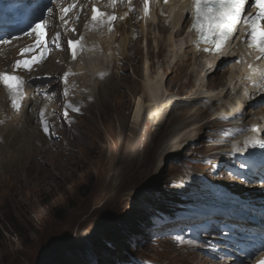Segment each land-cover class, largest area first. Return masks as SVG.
<instances>
[{
	"label": "rangeland",
	"instance_id": "374dc122",
	"mask_svg": "<svg viewBox=\"0 0 264 264\" xmlns=\"http://www.w3.org/2000/svg\"><path fill=\"white\" fill-rule=\"evenodd\" d=\"M140 3L141 0H136L133 6L128 4L129 7L138 9ZM103 7L110 10L113 5L106 3ZM166 8H158V13L163 18L152 25L148 39L147 34L138 30L141 29L142 22L137 24L135 21L141 19L139 16H132L125 24L115 22L116 27L120 28L116 47L122 43L125 29L137 46L136 53L129 69L123 70L124 77L118 78L121 86L117 89V94L114 92L103 95L105 90L100 85L96 93L94 90L93 100H97L101 106L99 110L98 105L93 112H88L84 104L66 103L77 98L65 94V86L61 83L62 71H56L63 68L64 59L66 66H69L68 58L64 54V51H68L65 46L66 39L75 40L83 33V28L78 26L88 18V14L76 19V24L72 23L67 31H62L60 39L63 54L53 59L59 55V50L54 49L48 64L45 62L36 69L37 72L34 71V74L41 75L51 71L52 65H57L52 70L54 75H48L49 78L46 77V82L40 86L43 88H38L51 93L48 96L43 94L47 97L41 98L40 104L54 99V95H59L62 99L57 104L64 112L57 117H54V113L48 115L51 121V138H36L35 145L55 143L60 134L62 146L52 148L46 159L35 156L34 159L43 164L44 169L37 170L38 168H31L26 164L29 156H24L23 152L28 150L27 147L23 146L22 154L13 157V149L10 148L19 146L20 141L15 143L5 139L9 145L2 147L0 152L4 157L0 165V264H128L129 260L137 262L138 259L140 263L146 260V264H203L200 254L193 258L197 254H192L185 248L186 254L183 256L179 249L164 244L168 243L164 242L166 236L160 239L148 234L147 238H137L128 231V227L136 221L138 213L135 207L155 205L150 208L152 210L184 195L188 196L190 203H193V199L205 197V188L221 173V164L210 165L212 157L209 154L214 157L221 156V151L214 146L218 150L216 153L212 147L206 146L209 132L211 129H218L232 133L237 129L236 116L226 112L229 111L227 99L216 98L212 102L203 92L196 99L185 96L191 91L194 81L191 82L188 78L179 82L171 80L166 84L176 99L188 98L187 101L174 106L159 119H151L149 116L138 119L136 104L148 88H142L137 95H134V89L142 87L141 73L146 70L145 66L150 65L153 73L162 66L161 61L167 53L159 58L158 38L162 36L166 42L171 33L175 32L171 30L161 35L158 31V27H163L168 18L170 8ZM165 23L169 24L166 21ZM186 28L187 25L182 28L183 32L181 28L176 31H181L180 35L184 36ZM133 31L136 34L131 37L134 35ZM180 35L178 36L182 37ZM149 38L153 39L150 52L147 50ZM116 47L114 50L118 49ZM102 55L100 53L99 57ZM87 56L84 60L86 66ZM99 59H92L94 61L91 62L99 64L102 62ZM109 59L104 61L105 65H109L105 66L107 74L115 70L120 75L122 66L119 58L115 65L114 54ZM225 68L217 67L214 73L210 72L206 77L207 87L215 90L212 92L215 97L229 92L227 75H222ZM226 69H230V66ZM232 73L230 69L228 76ZM191 74L196 77V73ZM108 76H105L107 79L104 82L110 77ZM113 81L105 86L107 91L117 83ZM233 97L234 93L230 99ZM256 114L264 115V106L249 102L242 116L251 122ZM250 132L248 130L246 133ZM181 135L184 138L173 145L174 149L177 148L176 153H169L168 142ZM211 142L215 143L216 140ZM167 153L169 154L166 156ZM231 155L237 160L239 170L243 168L250 173L253 180L258 179V170L254 172L245 165L241 167L236 155L233 152ZM188 173L197 181V191L190 194L191 196L183 193L182 186L185 182L180 177L181 174ZM199 181L204 183L200 185ZM187 186L191 187L190 184ZM191 209L195 210L196 206ZM10 213H15L20 221L19 229L17 228L19 235L14 226L6 224ZM62 213L63 216L60 215ZM211 214L213 218L216 216ZM135 253H138L137 259Z\"/></svg>",
	"mask_w": 264,
	"mask_h": 264
},
{
	"label": "bare ground",
	"instance_id": "6f19581e",
	"mask_svg": "<svg viewBox=\"0 0 264 264\" xmlns=\"http://www.w3.org/2000/svg\"><path fill=\"white\" fill-rule=\"evenodd\" d=\"M156 1H157V8L163 6L164 4L165 5L169 4V6L171 7V9L168 11L169 14H167L168 20L167 19L165 20L166 22H169V24H166L164 21V26L158 27L159 33L161 35H165L171 32V30L175 32L171 33L170 37L166 42H165L166 39L163 40L162 36L159 38L157 37L158 38L157 48H158L159 58L160 59L163 58V54L165 53H167V55L165 58L162 59L161 61L162 66L160 70H158L156 73L152 72V70L150 69L151 68L150 65L145 66L147 67L146 70L144 69V72L141 73V75L143 76L142 87L141 89L140 88L134 89L133 93L134 95H137V92L142 90V88L144 87L148 88L147 91L144 92L142 99L138 100L136 104L135 111L138 119L140 120L145 116L146 117L149 116V118L151 119L153 118L159 119V117L165 115V113H167L169 110L174 108V106H177L180 103L182 102L184 103V101L188 100V98L180 99V100L176 99L175 96L172 94V92H170L167 89L166 84L168 82H171V80H173L174 82H179L183 78H188V80H191V82L192 80H194L191 91L185 96L193 97L194 99H196V96L198 94H201L203 90L207 89L208 86L207 85L208 82H206L207 75L211 74L210 72L214 73L215 68L217 67L222 68L223 66L226 65V62H228V63H232V65H230L231 66L230 69L232 71L234 70V68L236 69V71L233 72L230 76L232 81L227 85L229 92L227 91L225 94L221 93L219 94L218 97H216L218 99L224 98L226 100L227 99L226 94L230 93V88L233 86L236 89L238 84H240L239 80L236 79V74L237 75L242 74L241 65H240L241 60L243 59L245 61L247 60V58L250 57L248 56L247 51H245L244 48H241V42L237 41L236 38L234 39L231 38L229 39V42L226 48L223 50V52L219 53L216 56H206L200 53V51L195 49L193 46H191L190 40L192 39V37L193 38L196 37L195 30H193V34L186 32V35L184 36L180 35L181 34V31H179L180 28L184 27L185 25H188V28H190L191 24L195 19L193 13L192 0H156ZM133 2H136V0H133ZM111 3L114 2L112 1ZM82 5H86V4L83 2ZM88 6H89V18L83 20V22L81 23L82 25L81 27L84 28V33L81 36L82 38L81 57L79 59L73 58V54L70 52L67 43L66 47L68 51H64V52L66 56H69L70 58V65L68 68H66L65 60H63L64 62L63 68L58 69L56 71L58 73L62 71L61 83L65 85V90L68 96L72 95L79 97L80 100L78 101L74 100V102L78 104H84L88 112H93L94 108L98 105L97 100L95 101L93 100L94 90L96 93V89L102 86L100 88H103V90H105L103 91V95H108L109 93L111 94L114 92L115 94L118 93L117 89L121 86V82L118 80V78L124 77L123 75L124 69H129L131 65V61L133 60L134 55L136 53L137 46L135 45L133 38L132 39L129 38L128 33H126V30L124 29L123 41L120 45L117 46L118 49L114 50V48L116 47V42L119 36L120 28L113 31L105 25H97L96 27H91L90 25L91 5L89 4ZM117 7H118L117 9L118 15L116 21H120L121 19L127 20L136 14V10L131 8L129 9L128 4L125 2L119 3ZM140 12L143 21L141 25V33L147 34L146 37L148 39V37L151 36L149 32L152 25L163 17L161 15H158V17L153 18L155 10L144 13L140 7ZM12 16H14V14H12ZM58 18H59L58 15L49 18L48 19L49 25L51 26L58 24L59 26H61ZM73 21L74 19L72 20L68 19L61 24H63V26L66 27V26H70L73 23ZM177 29L179 30L176 31ZM63 32L65 31L63 30ZM57 34H59L58 29L55 31V33L51 34L50 47L52 40L55 42L56 47L58 46L61 47L60 36L59 38H57ZM178 35L182 37H179ZM234 42L236 43L233 46ZM152 48H153V39L149 38L147 44L148 52H150ZM119 49L121 53L119 52ZM87 52L88 53L91 52V56L93 57H90L88 60H86L87 61L86 63L87 66H86L84 65L85 62L84 55L85 53L87 54ZM99 52H103L102 57H98ZM111 54H114L115 56L114 65L115 62H117V59L119 58V63L122 66V68L121 70H119L120 75L118 73H115V70L113 71L111 70L112 73L109 74L110 76L109 77L106 74L105 66L107 65H105L104 61H108L109 56ZM150 54H152V52ZM52 55H53V51L51 50L48 60L52 57ZM59 56L60 54L56 55V57H54L53 59H57ZM12 58H13L12 53L8 50L6 52L0 53V72L11 70V68H9L8 65L10 64V60ZM92 59H96V60L99 59L100 62L101 61L102 62L99 64H96V62L92 63L94 61ZM48 62L49 61H47L46 64H48ZM41 64H39L35 68H31L29 71H20V73L22 74L24 85H23L22 100L18 101L21 104L19 111L12 108L9 94L6 88L2 84H0V152L2 147L5 148L6 145L7 146L9 145V142H7V140L9 141L11 140L14 142L20 141V145H19L21 146L20 148H18L19 146L17 147L12 146V148H10L13 149V153H12L13 157L22 154L24 150L23 146L27 147L28 150L27 151L24 150L23 152L24 156L26 155L29 156L27 158L26 164L31 168H35V169L38 168L37 170L43 169V164H40L37 160H35L34 159L35 156H40L41 158L46 159L51 154L50 151H52V148L54 147L58 148L62 146L60 143L62 139V135L60 134H58L59 138L55 143H49L46 146L35 145L36 138H40L41 140H44L46 138H51L50 136L51 121L50 119H48V115L50 113H54L55 114L54 117H57L61 115V113H63L61 107L57 104L58 101L62 99V97L59 95H56V97L52 102H50V100H47V103L44 104L42 107H41L42 104L40 105V98H44L43 94H47V95L50 94L49 92H43L41 90L43 87L41 88L40 86L46 82V77L48 75H54L55 72L52 70L57 68V65L55 64L51 66V71H47L45 73H42L41 75L37 73L34 74V71L38 69ZM107 67H109V65ZM226 68L222 71V75H227L226 77H228L230 69H226ZM24 73L29 75L24 76ZM191 73L193 74L196 73L195 74L196 77H193ZM247 73L250 78L258 80L259 82L258 84L259 86L257 90H255L253 96L250 99H248L247 97V102L264 100V79H263L264 65H261L260 61L257 60L248 67ZM105 76L109 77L106 82H104L107 79L105 78ZM112 80H114L113 82H117V83H115L109 89L110 91H107L105 89V86H107L108 83ZM133 84H135V82ZM39 87L41 89H38ZM183 88L186 87L184 86ZM38 96L40 97L39 99ZM209 97L212 99L215 98V96L213 95ZM233 98L234 99L231 102L228 101V103L226 104L229 110L226 112L229 114L236 113L246 106L244 98L242 97H238V98L233 97ZM197 100H199V98H197ZM100 107L101 106L98 105L97 107L98 110L100 109ZM70 108L74 110V107L71 106ZM45 125H47V131H45ZM34 127L36 128L37 131L35 130ZM261 135L262 134L259 133L257 134L256 137L259 138ZM183 138H184L183 135H181V137L173 138L169 143L170 149L168 150H171L173 148V145L179 143ZM5 139L7 140L5 141ZM8 152L9 150L7 151V153ZM236 157L238 158V161L241 164H246L251 166L254 161L252 150L249 148L241 149L240 152L236 155ZM3 159L4 157L0 154V165H2ZM252 171L254 172L257 171V168ZM186 190L188 192L187 188ZM148 202L149 204H151L150 201Z\"/></svg>",
	"mask_w": 264,
	"mask_h": 264
},
{
	"label": "snow or ice",
	"instance_id": "6c2138e0",
	"mask_svg": "<svg viewBox=\"0 0 264 264\" xmlns=\"http://www.w3.org/2000/svg\"><path fill=\"white\" fill-rule=\"evenodd\" d=\"M248 3H251L252 0H247ZM193 3V13L196 20V25H203L208 30H210L214 36L219 39L213 40V44L217 51L222 50L223 44L231 37L235 26L241 20V13L244 10L246 0H192ZM255 4L258 7V13L255 18L249 17L245 24L250 28L249 35L252 39L249 41V47H255L260 53L261 56H264V2L262 0H255ZM69 9H64V12H67ZM148 10L147 0L145 3V12ZM97 9L93 8L92 20L95 22L98 20ZM48 12L51 13L52 9L49 8ZM101 17L105 14L100 13ZM63 19V17H61ZM111 20H115L116 17L112 16ZM41 24H37L35 29H39ZM199 30V29H198ZM59 38V34H57ZM2 43H10L9 40L0 41ZM79 41L72 42L69 41L70 47L73 49V58L76 55V45L79 44ZM29 51L28 49H22L21 55L24 52ZM35 59V58H33ZM39 62V61H37ZM32 60H16L13 69H30ZM0 84H2L11 99V106L13 109L19 111L21 104L18 102L22 100L23 96V79L16 75L15 72H0ZM45 131H47V125H45Z\"/></svg>",
	"mask_w": 264,
	"mask_h": 264
},
{
	"label": "trees",
	"instance_id": "16d2710c",
	"mask_svg": "<svg viewBox=\"0 0 264 264\" xmlns=\"http://www.w3.org/2000/svg\"><path fill=\"white\" fill-rule=\"evenodd\" d=\"M63 214L64 213H62V214H60L61 216H63ZM140 217H144V215H141V216H139L138 217V219L140 218ZM8 223V225H12V226H14V228L16 229V232H17V234L19 235L20 233H19V230H17V228L19 229V223H20V221L17 219V217H16V215H15V213H10V217L6 220V224ZM137 227V222L136 223H134L132 226H129L128 227V231H130V232H135V228ZM7 231H8V229H7ZM1 260V259H0Z\"/></svg>",
	"mask_w": 264,
	"mask_h": 264
}]
</instances>
